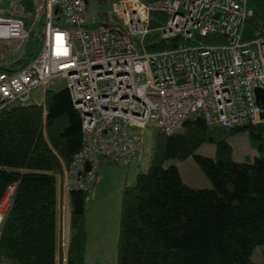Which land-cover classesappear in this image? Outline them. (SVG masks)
I'll list each match as a JSON object with an SVG mask.
<instances>
[{"label":"trees","instance_id":"trees-1","mask_svg":"<svg viewBox=\"0 0 264 264\" xmlns=\"http://www.w3.org/2000/svg\"><path fill=\"white\" fill-rule=\"evenodd\" d=\"M37 1L24 0L21 11L9 13L30 23ZM249 6L253 14L245 22L244 40L264 28V0H249ZM165 20L162 13L152 14L151 31L145 39L148 50L171 48L182 41L160 36L157 27ZM101 23L97 20L94 26ZM202 40L226 41L219 34H208ZM43 41L40 20L23 52L0 64V72L32 62ZM155 126L149 170L139 172L134 182L123 187L115 264H254V248H264V122L212 126L194 114L172 133ZM242 129L250 132L259 149L253 161L232 157L226 137ZM205 141L216 144L215 156L195 157L212 186H190L176 165L165 166V162L186 158ZM83 145L81 111L67 86H47L42 102L15 101L0 111V200L16 184L2 225L0 264H57L59 250L60 264H64L63 248L58 246L64 181ZM91 193L69 190L65 264H90L86 250Z\"/></svg>","mask_w":264,"mask_h":264},{"label":"built area","instance_id":"built-area-1","mask_svg":"<svg viewBox=\"0 0 264 264\" xmlns=\"http://www.w3.org/2000/svg\"><path fill=\"white\" fill-rule=\"evenodd\" d=\"M10 1L12 9L0 12V38L25 43L42 19L44 41L32 62L0 72V111L32 100L35 89L44 94L60 76L81 111L84 145L64 181L67 216L69 190L91 192L102 157L127 163L137 156L149 123L172 133L194 114L212 126L264 122V28L244 40L249 0H115L118 21L99 27L89 21L88 0H38L30 23L9 13L24 0ZM153 13L166 15L157 29L163 39L180 37L178 45L147 49ZM208 34L226 41L204 42ZM15 187L0 200V235Z\"/></svg>","mask_w":264,"mask_h":264},{"label":"rangeland","instance_id":"rangeland-1","mask_svg":"<svg viewBox=\"0 0 264 264\" xmlns=\"http://www.w3.org/2000/svg\"><path fill=\"white\" fill-rule=\"evenodd\" d=\"M111 4L112 0H88L87 13L89 15L90 23L94 20H100L102 23H113L118 21V18L111 12ZM10 9H12V2L10 0H0V12L4 13ZM39 23L40 21L38 24ZM26 43L27 42L21 43L14 38H0V64L8 63L15 58V55L22 53ZM8 44L11 45L10 48H5ZM13 52L16 54H13ZM49 86L54 89L64 88L66 87V79L62 76L55 77ZM31 95L34 99L40 98L41 89L33 90ZM155 131L156 126L154 123H149L142 131V137H144L145 140V152L141 157V162H143L144 165H142L140 172H147L149 170L150 159L154 147L153 134ZM137 132L140 131L137 130ZM226 139L232 146V157L236 161H253L255 156L259 154L258 147L253 144L250 132L246 129L229 133ZM215 154L216 144L212 141H205L197 147L193 154L184 159H169L165 162V166L176 165L184 182L190 186L206 188L212 186V182L195 155L213 157ZM118 220L120 222V215ZM117 243L118 235L110 245H108V242L104 245L103 241L101 242V245L99 242H93L86 252L87 261L90 264H115ZM252 260L254 264H264V248L262 245H258L254 248Z\"/></svg>","mask_w":264,"mask_h":264},{"label":"crops","instance_id":"crops-1","mask_svg":"<svg viewBox=\"0 0 264 264\" xmlns=\"http://www.w3.org/2000/svg\"><path fill=\"white\" fill-rule=\"evenodd\" d=\"M94 23L96 22H93V24ZM43 99V92H41L40 98H32L33 101L37 102H42ZM144 144L145 140L143 137L141 151L131 162L124 163L107 158L101 159L92 188L91 203L87 211V250L93 242H99L101 245L103 241L104 245L107 242L108 245H110L114 239H116L120 225L118 217L121 215V195L123 187L126 183L135 181L137 174L141 171L142 165H144V163L141 162V157L145 152ZM64 202L66 204L65 196ZM59 218L62 219L63 224L60 220L58 246L62 245L65 234V221L68 220L69 224V214L67 216L63 210ZM63 255H66L64 250ZM60 256L61 252L59 250L57 253V264L61 262ZM63 263L65 264V261H63Z\"/></svg>","mask_w":264,"mask_h":264},{"label":"water","instance_id":"water-1","mask_svg":"<svg viewBox=\"0 0 264 264\" xmlns=\"http://www.w3.org/2000/svg\"><path fill=\"white\" fill-rule=\"evenodd\" d=\"M56 11H58V9H56ZM257 92H259V91H257ZM259 94V93H258ZM87 168H89V164H87Z\"/></svg>","mask_w":264,"mask_h":264}]
</instances>
